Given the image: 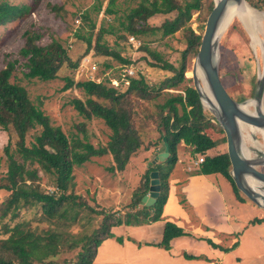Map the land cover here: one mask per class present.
<instances>
[{"label":"trees","instance_id":"obj_1","mask_svg":"<svg viewBox=\"0 0 264 264\" xmlns=\"http://www.w3.org/2000/svg\"><path fill=\"white\" fill-rule=\"evenodd\" d=\"M246 1L252 7L264 10V0ZM102 7L103 1L96 0L80 15L81 24L74 32L76 38L87 44V51L94 49L97 55L128 65L131 60L122 56L120 49L111 48L104 40L105 34H117L118 42L127 40L129 36L143 38L160 34L164 38L178 31L183 33L185 49L182 50L179 64L173 65L160 53L150 49L147 43L143 44L142 49L155 60L150 65L173 73L158 85L150 84L144 77H130L126 89L120 90L103 81L86 80L76 83L73 77H65L66 83L62 90L78 87L85 95L84 99L73 98L70 104L87 120H103L111 131L107 144L97 147L91 143L84 123L79 125L82 136L67 135L61 126L52 123L50 116L40 105L33 102L27 88L13 81L18 59L9 60L0 69V128L10 133L9 144L5 147V174L1 173L0 161V190L9 192L0 207V216L4 218L11 214V218H17L20 207L40 205L39 221L44 223V227H41L33 226L27 221L9 228V235L0 238V264H93L103 241L115 236L114 228L122 225L140 226L161 220L169 194V170L178 161V148L182 142L192 147L193 155L204 156L197 174H222L231 183L240 202L250 201L238 189L230 174L231 163L227 153L215 151V154H208L224 143L223 130L215 116L204 108L194 85L182 86L188 80L185 72L189 58L196 56L202 39V35L189 24L193 12L205 8L210 13L214 0H138L136 6L130 7L121 15L123 19L119 18V28L110 24L108 27L100 26L97 30V23L91 13L98 14ZM52 8L56 12L62 10L58 5ZM29 9L26 5L0 0V26L20 20ZM105 11L110 15L119 14L116 0H109ZM156 15H164V18L160 24L153 25L150 19ZM233 35H240L249 47L250 36L237 17L225 31L227 38L221 49L222 65L228 69L232 66L233 57L227 50L230 44L227 40ZM23 38L24 45L19 53L26 59L23 65L27 71L23 75L27 79L51 81L59 78L63 67L75 70L80 63V59L73 61L69 48L57 39L42 45L39 43L41 34L32 30H26ZM243 55L244 53L237 51L238 58ZM110 66V63H106V67ZM222 68L219 71L221 81L225 74ZM253 70L250 73V92L231 94L225 87L235 100L242 102L255 95L258 82L255 65ZM172 89L182 91L172 92ZM160 97H163V101L158 102ZM139 99L156 102V109L147 114L146 119L154 122L160 131L159 139L154 144H161V152L165 148L163 138L167 137L170 155L164 162L148 167L135 188L133 199L125 213L95 209L82 195L75 192L74 168L90 161L92 157L109 154L113 160V164L107 167L110 172L126 170L132 157L144 145L138 132L139 124L144 120V116L137 112ZM11 142L15 143L14 149H11ZM148 148L149 146L145 147ZM150 159L147 158L146 162L151 161ZM164 165H167V169ZM39 170L42 175H39ZM152 171L159 172L160 196L152 206H147L142 203V198L149 191ZM43 177L48 178L53 191H46L42 184ZM93 214L102 216V219L92 231L71 233V227L85 226ZM260 222H264V218H254L251 221ZM188 235L182 227L167 221L162 240L156 245L170 249L174 239ZM117 241L123 243V238L117 237ZM207 242L225 252L236 246L224 248L211 239H207ZM78 246L80 248L76 249ZM68 253L74 254V260L66 257ZM187 256L192 259L199 257Z\"/></svg>","mask_w":264,"mask_h":264},{"label":"rangeland","instance_id":"obj_2","mask_svg":"<svg viewBox=\"0 0 264 264\" xmlns=\"http://www.w3.org/2000/svg\"><path fill=\"white\" fill-rule=\"evenodd\" d=\"M9 1L15 5H26L30 9L29 12L20 20L5 26H0V69L4 67L9 60L18 59L19 63L13 81L19 82L27 88L33 102L40 105L46 114L50 116L54 125L61 126L67 135L73 136L79 134L82 136L79 125L84 123L87 135L92 144L96 147L107 144L111 131L105 125L104 121L98 118L87 120L77 112L73 105L70 104V101L73 98H85L82 90L78 87L62 90L66 83L65 77L67 76L73 77L76 83L86 81L89 77H103L106 85L108 84V80L110 78H122V63L109 57L97 55L94 49L87 51V44L82 39L75 37L74 32L81 24L80 15L89 9L96 2V0ZM102 1V10L98 14L95 12L91 13L92 18L97 23V30L100 26L108 27L110 24L119 28V18H121V20L123 19L121 15L127 12L130 7L136 6L138 2V0H116V8L119 11V14L110 15L105 11L109 0ZM54 5H58L62 10L59 12L54 11L52 8ZM209 14L210 13L205 8L193 12V16L189 24L198 34L203 35ZM163 18L164 15H156L150 19V22L153 25H158L162 22ZM242 22L243 21H241V23ZM242 25L250 36L249 47L243 42L240 35L229 36L227 41H230V44L228 45L227 50L233 57V63L232 66L230 65L229 69L222 65L223 58L221 49H223V44H225V40L227 38L225 37V32L219 40V71L220 68L223 67L222 69L225 74L222 82L223 85L229 89L231 94L250 92V73H253L254 65L257 68L258 74H260L264 65V18H262L261 21L257 22L254 26V31L256 33L254 31L253 33L259 40L257 43L254 37H251L250 31L247 30L246 25L243 23ZM26 30L39 32L41 34L39 43L42 45L51 42L53 39L61 41L69 48L73 61L80 59L78 67L75 70L69 67H63L59 73V78L51 81H43L37 78H25L23 72L27 71V69L23 64L26 59L20 55L19 51L24 45L23 34ZM135 38L137 42L132 44L128 39L117 42V34L107 33L104 35V40L111 48L116 47L120 49L121 55L128 57L131 60V63L128 65L134 68L137 75L136 78L144 77L150 84H160L173 73L171 71L150 65V63L155 62V60L148 54V52L142 49L143 44L147 43L150 49L160 53L165 60L173 65H178L179 60L181 59L182 50L185 49V40L183 38L182 31H178L175 34L164 38H162L160 34L145 36L143 38ZM237 51L244 53V55L238 58ZM189 60L188 69L185 72V76L188 80L182 84V86L194 85L193 69L195 57H192L191 59L189 58ZM106 63H110L111 66L109 68L106 67ZM94 64H97L98 71L93 75L92 67ZM119 89L125 90L126 87L121 85ZM171 91L181 92L182 90L172 89ZM254 96L246 99L253 98ZM139 101L140 104L139 107H137V112L144 116V120L142 119L140 122L138 132L144 145L138 151V154L133 156L132 160H135V162L132 164L129 163L126 170L123 172L112 173L107 169V167L113 164V160L111 155L107 154L100 157H92L90 161L74 168L76 183L75 192L82 195L84 199L87 200L88 204L95 209L107 212L117 210L125 213L127 207L131 204L135 188H137L142 175L149 167L150 161L146 162L143 158L145 155L151 158V161L154 158V154L149 150H145V147L153 145L157 142L160 131L154 122L150 119H146V115L156 109V102H147L140 99ZM157 101H163V97H160ZM249 109L253 111L254 107L249 106ZM246 126V130L243 131V133L247 136L248 133H250V130L249 126ZM9 141L10 133L0 128V161L2 174H5L7 170V154L5 152V147L9 144ZM11 141H13V139ZM157 144L161 147L160 143ZM245 144L249 149L250 158L258 159L260 157H264V138L260 132L257 131L253 133L251 139L247 136ZM14 147L15 143L11 142V149H14ZM178 149L181 156L182 154L188 156L187 154L189 149H186L185 146L179 145ZM215 151L217 153L223 151L226 152L225 144L223 143L213 151H209L208 154H215ZM199 156L200 155H193L191 151L187 160H184V163L192 164L191 166L194 169L186 173L188 181L185 191L187 192V195L182 197V204L184 205L182 207L190 216L194 215L196 219L205 220V223L207 224L205 227L207 229H214L212 228L214 223L206 218V206L209 202H211V200H215L217 198L218 203H220V196L223 199L225 198L226 194L223 193H226V185L229 181L220 174L208 176L209 180H205L201 176L196 175L195 172L198 168L193 165V160H196ZM163 167L166 168L167 166ZM257 168L264 172V165H260ZM38 172L39 175H42L41 170ZM210 180L212 181V184ZM42 184L46 191H53L47 177H43ZM8 195L9 192L0 190V207ZM227 202L228 204L226 202H221L222 206H227V208L229 206L232 213L239 211L238 208L241 207L240 204L236 206L229 197L227 198ZM232 204L234 207L231 206ZM247 204L248 206L254 205V203L250 201H248ZM167 211L170 212V218L181 213L180 207L174 204L170 205ZM253 213H255V216L257 214H261L262 211L259 210L258 212V210L255 209V212L253 211ZM40 214L41 206L32 205V207H20V210L18 211L19 216H17V218H11V214L4 218L0 216V238L7 237L9 235L8 229H12L16 224L21 222L29 221L33 224V226L40 225L41 227H44V223L39 221ZM101 219L102 216H96L93 214L92 218L85 226L75 225L70 228V231L73 234L83 233L85 231L90 232L99 224ZM195 222L198 223V221ZM227 226L228 224L225 221H220L218 225V227L223 229ZM123 229L117 231V234L123 238V242L125 236H123V232L126 233V237L130 235L135 238L140 237L137 232H130L131 230L128 231L127 228ZM149 231L150 229L145 230L144 235L153 240L155 235H150L148 233ZM258 234L264 235V224L249 226L234 237L237 243L240 242V245L232 251V255L240 256L242 264H264V238L262 239L258 236ZM220 242L221 244L229 243V241L225 239H221ZM115 243L116 242L113 239H108L102 243L97 254L100 260L112 261L113 259H116L121 262L124 260L125 262L127 260H136L139 258V254H134L130 244H127L125 247L117 250L118 246ZM196 245L197 246L194 247L189 246V249L185 246V250H187L188 253H199L205 255L208 253L207 243L202 244L203 246H200V244L197 243ZM177 247L179 248L181 246L177 244ZM79 248V246L76 247V249ZM66 257L74 260V254L68 253ZM214 263L220 264L218 261Z\"/></svg>","mask_w":264,"mask_h":264},{"label":"crops","instance_id":"obj_3","mask_svg":"<svg viewBox=\"0 0 264 264\" xmlns=\"http://www.w3.org/2000/svg\"><path fill=\"white\" fill-rule=\"evenodd\" d=\"M180 145L185 146L186 149H189L187 154L189 156L192 147L186 145L184 142H182ZM160 149H161L160 145L154 144V145H150L149 148L145 150H149L150 152H152L155 157L161 152ZM188 156H185V154H182L181 156L178 149V161L171 168V170H169L170 171L169 194L163 208L161 220L150 224H143L140 226L126 227V225H122L116 227L113 230L115 236L112 238H108L109 240L113 239L116 242L115 244H117L118 246L117 250H120V248L125 247L127 244H130L132 246L134 254H139V258L136 260H129V261L127 260L125 262L124 260H122L121 262L120 260H116V259H113L112 261L110 260L103 261L100 260L99 257L96 255L93 264H215L214 262L216 261H218L220 264H242V260L240 256L232 255V251L240 245V242L237 243L234 237L237 234L241 233L246 228H248L249 226L264 224V222L251 223V221L254 218H264V208L260 207L257 204L248 206L247 204L248 201L240 202L233 191L231 183L228 182L226 185L227 191L226 193H223L226 194L225 198L223 199L220 196L219 197L220 203H218V198H217L215 200H211V202H209L206 206V218L214 223V225H212V228L214 229H210V228L207 229L205 227V225H207L205 223V220L196 219L194 215L190 216L184 211L182 207L184 206L182 204L183 202L182 197L183 196L185 197L187 195V192L185 191V187L188 181L186 173L194 169L191 166L192 164L184 163V160L186 161ZM147 158L149 157L145 155L143 159L146 160ZM134 162L135 160L131 159L130 163L132 164ZM193 165H195V159L193 160ZM195 166L196 168L199 169L200 165H195ZM165 169H167V167ZM195 174L201 176L205 180H209L208 176H212L220 173L197 174L195 172ZM228 197L234 202L233 204H235L236 206H238L239 204L241 205V207L238 208L239 209L238 212L232 213L231 212L232 210L229 209V206L228 208L227 206L226 207L222 206V203L226 202L228 204L227 202ZM173 204L180 207L181 213L172 216V218H170L171 217V215H169L170 212L167 210L168 207ZM233 204L231 205L232 207H234ZM255 209L258 210V212L259 210L262 211V213L254 216L255 213H253V211L255 212ZM167 221L176 223L177 225L182 227L186 232L189 233L188 236H182L174 239L171 243L170 249H165L163 247L156 245L160 243L162 240L164 225ZM195 221H198V223H196ZM220 221L227 222L228 226L225 229L218 227ZM123 228H127L128 231L131 230L130 232H134V233L137 232V234H139L140 237L135 238L134 236L131 235L126 237V233L123 232V236L125 235L124 242L119 243L117 241V237H121V236L117 234V231ZM147 229H150V231L148 232L150 235H155L154 236L155 238L153 237L154 238L153 240L144 235V232ZM258 236L261 237L262 239L264 238L263 234H258ZM207 239H211L214 243L218 244L219 246L222 245L221 247L224 248H231L233 245L236 246L235 248H232L228 252H225L220 248H214L211 244L207 242ZM221 239H225L229 241V243L221 244L220 242ZM106 240H104L103 243ZM196 243L200 244V246H203L202 244L207 243L208 253L206 255L199 253H188L187 250H185L186 249L185 246L188 247L189 249V246H193V247L197 246ZM177 244H179L181 247L178 248ZM99 250L100 249L98 248V251ZM186 255H193L199 257L192 259V258H188V256L186 257Z\"/></svg>","mask_w":264,"mask_h":264},{"label":"water","instance_id":"obj_4","mask_svg":"<svg viewBox=\"0 0 264 264\" xmlns=\"http://www.w3.org/2000/svg\"><path fill=\"white\" fill-rule=\"evenodd\" d=\"M242 1L246 0H214V7L206 21L199 51L195 56L193 82L204 108L212 112L223 130L226 153L231 163L230 174L236 186L246 198L264 208V172L257 168L264 165V157L252 159L242 153L240 127L246 124L264 129V75L258 74L255 96L239 102L228 93L219 74V40L227 27L223 30L222 28L227 20L230 6ZM257 11L264 15V10ZM198 70L200 76L197 74ZM204 86L208 88L215 101V104L210 102L211 107H207L204 103L207 98L203 91ZM252 101L256 103L253 111L249 109ZM163 140L164 151L156 155L149 162V166L164 162L169 157L168 139L164 136ZM160 188L159 172L152 171L149 191L142 198V203L152 206L160 196Z\"/></svg>","mask_w":264,"mask_h":264},{"label":"bare ground","instance_id":"obj_5","mask_svg":"<svg viewBox=\"0 0 264 264\" xmlns=\"http://www.w3.org/2000/svg\"><path fill=\"white\" fill-rule=\"evenodd\" d=\"M227 20L222 28L225 29L226 27L228 28L231 24V22L233 21V19L235 17L239 18L241 21H243L242 23L246 25V28L247 30L250 31V35L251 37H254L256 43L257 41H259L253 31L255 30L254 29V26L256 25L257 22H260L262 18H264V15L262 13H260L259 11H257L255 8H253L250 4H248L246 1H242L241 3L239 4H232L229 8V11H228V15H227ZM261 24V23H260ZM226 28V30H227ZM225 30V31H226ZM258 30V29H257ZM255 32V31H254ZM256 33V32H255ZM262 71L260 72V76H263L264 75V65L262 67ZM197 74L200 76V72L199 70L197 71ZM203 91L204 93L207 95V98L204 100V103L207 107H211V103H214L215 104V101L212 97V95L210 94L209 90L207 87L204 86L203 88ZM254 104L255 101H252L250 106L251 107H254ZM241 127V130H242V136H241V151L244 155L246 156H249V149L247 147V145L245 144L246 142V137L249 136L250 139L252 138V134L255 133V132H260L261 135L263 136L264 138V129H258L256 127H253V126H249V132L248 135L246 136L243 131L246 130V124H242Z\"/></svg>","mask_w":264,"mask_h":264},{"label":"built area","instance_id":"obj_6","mask_svg":"<svg viewBox=\"0 0 264 264\" xmlns=\"http://www.w3.org/2000/svg\"><path fill=\"white\" fill-rule=\"evenodd\" d=\"M129 42H131L132 44H135L137 42L136 38L134 36H129L128 37ZM84 60V59H83ZM89 63L91 64V62L89 61ZM93 69V75L98 71V66L97 64H94V66L92 67ZM121 79H116V78H110L108 80V83H110L113 87L119 88L121 85L123 86H128L130 83V77H137L135 70L132 66H129L127 64L121 65ZM88 80H93L96 82H104L105 80L103 79V77L99 78V77H89ZM204 162V156H200L195 160V165H200L201 163Z\"/></svg>","mask_w":264,"mask_h":264}]
</instances>
